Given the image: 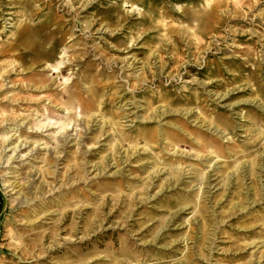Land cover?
Returning <instances> with one entry per match:
<instances>
[{
    "label": "rangeland",
    "instance_id": "obj_1",
    "mask_svg": "<svg viewBox=\"0 0 264 264\" xmlns=\"http://www.w3.org/2000/svg\"><path fill=\"white\" fill-rule=\"evenodd\" d=\"M0 192V264H264V0H0Z\"/></svg>",
    "mask_w": 264,
    "mask_h": 264
},
{
    "label": "bare ground",
    "instance_id": "obj_2",
    "mask_svg": "<svg viewBox=\"0 0 264 264\" xmlns=\"http://www.w3.org/2000/svg\"><path fill=\"white\" fill-rule=\"evenodd\" d=\"M213 9H214V7H211V8H210V10H208V12H209L210 14H212V13H213L211 16H213V15H214V10H213ZM7 187H8V186H7ZM16 199H17V198H16Z\"/></svg>",
    "mask_w": 264,
    "mask_h": 264
},
{
    "label": "trees",
    "instance_id": "obj_3",
    "mask_svg": "<svg viewBox=\"0 0 264 264\" xmlns=\"http://www.w3.org/2000/svg\"><path fill=\"white\" fill-rule=\"evenodd\" d=\"M2 197V195H1V192H0V198ZM0 212H1V209H0Z\"/></svg>",
    "mask_w": 264,
    "mask_h": 264
}]
</instances>
